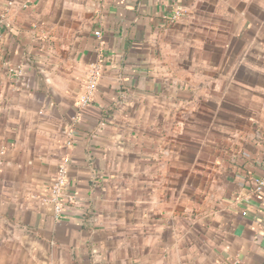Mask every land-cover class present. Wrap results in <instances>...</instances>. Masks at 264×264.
I'll return each mask as SVG.
<instances>
[{
	"label": "crops",
	"instance_id": "1",
	"mask_svg": "<svg viewBox=\"0 0 264 264\" xmlns=\"http://www.w3.org/2000/svg\"><path fill=\"white\" fill-rule=\"evenodd\" d=\"M257 179L264 0H0V264H264Z\"/></svg>",
	"mask_w": 264,
	"mask_h": 264
},
{
	"label": "built area",
	"instance_id": "2",
	"mask_svg": "<svg viewBox=\"0 0 264 264\" xmlns=\"http://www.w3.org/2000/svg\"><path fill=\"white\" fill-rule=\"evenodd\" d=\"M178 15V13H177ZM97 36L101 35L100 31H96ZM101 63H93L89 66V74L85 82V90L80 99L81 108L85 107L93 98L95 91L97 90L99 79L101 76ZM68 176L67 162H62L57 168L55 177L50 187V201L53 203L56 213L59 215L63 211V199L64 188L66 186ZM257 190H261L264 187V179H257ZM73 200V197L70 196Z\"/></svg>",
	"mask_w": 264,
	"mask_h": 264
}]
</instances>
